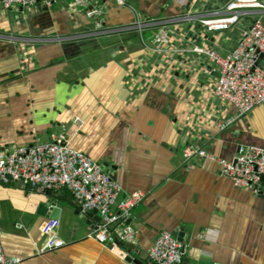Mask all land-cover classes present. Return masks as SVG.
<instances>
[{"label":"crops","instance_id":"obj_1","mask_svg":"<svg viewBox=\"0 0 264 264\" xmlns=\"http://www.w3.org/2000/svg\"><path fill=\"white\" fill-rule=\"evenodd\" d=\"M123 1L37 0L6 10L0 0V157L63 134L120 184L119 198L144 195L120 252L90 238L103 225L99 214L87 217L69 192L53 191L66 246L37 255L46 195L0 183L5 254L22 264H155L158 235L177 240L183 231L182 264H264L263 196L235 187L216 162L183 158L189 145L219 159L240 147L264 150V105L224 126L236 109L215 96L219 73L194 51L229 53L264 11L209 32L199 20L231 0ZM137 17L168 22L162 44L153 43L155 27L142 36L129 29Z\"/></svg>","mask_w":264,"mask_h":264},{"label":"built area","instance_id":"obj_2","mask_svg":"<svg viewBox=\"0 0 264 264\" xmlns=\"http://www.w3.org/2000/svg\"><path fill=\"white\" fill-rule=\"evenodd\" d=\"M37 0H1L4 9L21 6L31 8ZM123 5V0H116ZM84 6L85 0H75ZM257 11H264V0H231L226 7L206 18L199 24L209 32L224 31L236 26L239 21ZM96 11L89 12V15ZM185 16L179 20L191 19ZM168 22L136 18L129 29L142 36L146 28L155 27L153 43H163L167 35ZM98 29L101 27L98 25ZM101 32L98 30L95 34ZM212 61L219 80L215 96L233 105L237 115L224 125L228 126L238 117L249 114L264 105V69L256 66L259 53H264V22L253 20L250 29L237 46L227 54L216 50L194 49ZM185 162L193 159H208L216 162L220 174L241 189H252L257 194L264 177V150L253 146L241 147L232 159H219L206 150L189 145L183 151ZM7 177L32 187L40 186L52 191H67L79 203L83 213L96 211L104 224L96 226L90 238L98 242H109L112 250L122 252V243L133 238L134 230L128 220L144 198L141 192H132L119 198L122 188L103 167L73 148L65 135H55L49 142H36L30 146L16 147L0 157V183H9ZM124 225L123 228L121 226ZM58 219H48L41 228L43 243L37 255L60 250L66 242L59 238ZM185 247L167 231L161 232L149 252L155 264H182ZM0 264H22L20 258L5 254L0 242Z\"/></svg>","mask_w":264,"mask_h":264},{"label":"water","instance_id":"obj_3","mask_svg":"<svg viewBox=\"0 0 264 264\" xmlns=\"http://www.w3.org/2000/svg\"><path fill=\"white\" fill-rule=\"evenodd\" d=\"M256 66L264 69V53H259L258 58L256 60ZM240 149L241 147L239 148V150ZM7 179L9 182H13L11 177H7ZM112 179L114 180L113 177ZM24 186H25V189H27L28 191H35V192L46 195L47 203H43L42 205H40L39 212H38L40 215L48 217L49 219H59L61 209L58 205V200H57L58 195H56L52 190L43 189L40 186L32 187L30 182L25 183ZM257 195L263 196L264 198V177H262L261 179V187L258 189ZM86 216L90 218H99L98 213L96 211L88 212ZM100 220H103V219H100ZM103 224H104V220H103ZM183 238H184V232L180 231L177 240L183 244L184 243ZM192 264H199V263L194 262Z\"/></svg>","mask_w":264,"mask_h":264}]
</instances>
